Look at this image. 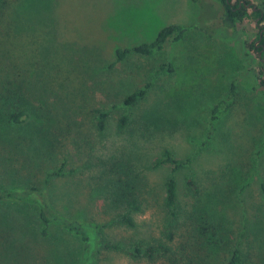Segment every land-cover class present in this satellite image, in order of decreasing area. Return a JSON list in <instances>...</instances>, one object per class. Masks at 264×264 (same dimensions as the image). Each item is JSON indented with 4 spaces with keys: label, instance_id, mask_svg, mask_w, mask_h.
Wrapping results in <instances>:
<instances>
[{
    "label": "rangeland",
    "instance_id": "obj_1",
    "mask_svg": "<svg viewBox=\"0 0 264 264\" xmlns=\"http://www.w3.org/2000/svg\"><path fill=\"white\" fill-rule=\"evenodd\" d=\"M251 3L264 12V0ZM13 5L20 13L18 43L35 54L34 62L45 59L49 63L46 89L50 93L40 101L48 105L49 116L58 122L50 125L48 135L49 139L54 137L53 151L48 147L47 157L36 161L41 165L39 172L33 169L28 154L21 157L15 150L0 146V186L20 192L29 181L43 188L47 203L50 204L48 196H57L51 202L54 209L82 222L88 240L82 241L60 225H50V237L39 240V225L29 220L37 200L42 198L33 194V204L7 207L14 216L9 226L12 244L7 247H13L14 254L4 253L0 240V264H82L84 255V264H104L100 259L105 254L97 253L93 220L106 222L112 212L101 198L88 202L94 186L90 177L97 169L86 166L95 163L99 168L101 158L119 155L114 149L121 146H127L135 155L139 167L153 161L163 148L172 150L178 159L190 158L191 167L176 176L180 200L222 212L232 226L233 242L251 254L247 240L240 235L245 220H251L245 216L244 208L252 205L255 209L264 203L259 188L260 181H264V148L259 145L264 137V93L252 91L259 65L256 55H246V42L253 41L257 33L256 20L244 22L236 31L227 29L220 24L221 7L213 0H202L201 4L190 0H15ZM169 25L192 29L181 40L167 42L152 56L116 59L117 50L150 43ZM2 35L0 27V40ZM232 58L242 63L243 68L231 75L239 78L238 95L245 107L241 102L225 121L210 123L211 108L224 98L225 85L230 80L228 76L218 84L217 73L228 66L224 59L232 63ZM167 61L172 63L174 74L158 72ZM147 82L152 85L146 97L132 110H124L120 104L124 97ZM246 107L251 125L250 120L243 121ZM94 109L110 111L102 135L93 126ZM147 112L156 117L158 130L140 127L138 118ZM127 113L136 123L117 135V119ZM63 157L68 169L76 167V177L45 186L44 171L56 168ZM242 161L249 167L243 178L240 171L236 175L233 167ZM33 172L35 177L30 176ZM166 173V168L146 173L152 197L141 221L154 222L151 214H156V208L152 206ZM188 178L199 189L198 195L190 191ZM84 206H88L87 211ZM260 215L264 219V208ZM110 233V238L117 241L130 236L122 229ZM114 259L118 264L127 263L118 256Z\"/></svg>",
    "mask_w": 264,
    "mask_h": 264
},
{
    "label": "trees",
    "instance_id": "obj_2",
    "mask_svg": "<svg viewBox=\"0 0 264 264\" xmlns=\"http://www.w3.org/2000/svg\"><path fill=\"white\" fill-rule=\"evenodd\" d=\"M14 1L0 0L2 20L0 27L3 34V40H0V146L15 150L21 157H24L23 154L25 157L28 154L33 169L39 172L41 165L36 161L47 155L50 151L48 147L53 151L54 137L49 139L48 135L50 136V125L58 121L49 116L48 105L40 101L46 93H50L46 89L48 86L46 70L49 63L41 58L39 62H34L35 54H30L23 44L18 43L20 13L18 7L13 5ZM190 1L199 4L202 2V0ZM213 1L221 7L220 24L227 29L236 31L244 22L257 18H259L258 24L264 22V12L252 4L251 0ZM254 25L257 33L253 41L246 42V55L248 57L252 54L256 55L259 65L256 75L254 74L256 86L252 91L259 90L264 93V26L259 28L256 23ZM189 29L192 27L180 25L164 27L150 43L117 50L116 59L121 61L128 55L152 56L160 52L167 42L181 40ZM13 43L14 47L8 49L7 45ZM19 51L21 53H18ZM224 60L228 66L217 73L216 81L219 84L220 79L225 80L228 76L230 80L225 85L224 98L218 100L211 108L210 123L225 121L237 105L240 106L241 102L243 104L238 95L239 78L231 75L243 68L242 63L234 58L231 59L232 63L228 62V59ZM158 72L174 74L175 69L172 63L167 61L159 66ZM151 85V82H147L126 95L120 103L124 110L135 108L146 97ZM243 105L245 107V104ZM245 109L246 117L243 121L248 119L250 120L248 125H251V115L247 107ZM109 112L106 109L93 110V126L101 135L106 131ZM148 113L151 112L140 116L137 122L141 123L140 127L146 131H149V126L158 130L155 124L156 117ZM242 115L241 110L238 115L240 120ZM133 122L136 123V120L130 118L128 113L119 116L116 122L117 135H121ZM143 134L145 132H142ZM86 144L88 146L90 142ZM259 145L264 148V137ZM88 148L90 151L93 150V147L88 146ZM114 151L119 155L111 154L101 158L103 162L99 168L95 163L86 166L97 169L95 175L90 177L94 186L89 192L88 202L101 198L106 203V208L112 212L106 222L93 220L99 245L97 253L105 254V257L100 259L102 263L118 264L114 259L118 256L126 259L128 264H264V219L260 215L264 203H260L255 209L252 205L244 208L245 216L249 215L251 220L248 223L245 218V226L240 229V235L245 237V241L247 240L246 245L252 252L250 254L240 243L233 242L235 237L232 226L222 212L219 214L205 206H200L197 202L190 204L180 200L176 176L181 170L191 167L190 158L178 159L172 150L163 148L153 161L139 167L135 155L128 151L127 146H121ZM243 162L233 166L236 175L239 171L242 173L241 178L247 176L249 170L248 165ZM255 165L252 161V167ZM67 166L68 161L63 157L56 168L44 171L42 183L45 186H53L59 179L76 177V167L68 169ZM161 168H166L167 173L162 179L158 197L152 206L156 208V214H151L154 222L141 221L140 218L147 213L152 197L146 173ZM31 175L35 177L37 174L33 172ZM186 184L193 195L200 193L191 178L186 180ZM259 188L264 200V181H260ZM42 189L40 186L35 187L33 182L29 181L20 192L0 186V240L4 253L14 254L13 247H7L8 244H12L10 243L12 230L9 226L14 223V216L7 207L14 204L22 207L23 203H32L33 194L42 198L36 199L38 203L29 220L30 223L39 225L37 234L39 240L50 237V225H60L66 231L79 236L82 241L88 240L83 223L54 209L51 202L56 201L57 196H48L49 204L46 200L47 194ZM1 206L5 207V210H2ZM74 209L72 207V212ZM87 209L88 206H84L83 210L87 211ZM114 229L127 231L130 236L123 237L119 241L113 240L110 238V232ZM83 259L82 264L87 259L86 255Z\"/></svg>",
    "mask_w": 264,
    "mask_h": 264
},
{
    "label": "flooded vegetation",
    "instance_id": "obj_3",
    "mask_svg": "<svg viewBox=\"0 0 264 264\" xmlns=\"http://www.w3.org/2000/svg\"><path fill=\"white\" fill-rule=\"evenodd\" d=\"M258 21H259V18H257L256 21H255V23L257 24V26H258L259 28L263 27L264 24H263L262 22L258 24Z\"/></svg>",
    "mask_w": 264,
    "mask_h": 264
},
{
    "label": "water",
    "instance_id": "obj_4",
    "mask_svg": "<svg viewBox=\"0 0 264 264\" xmlns=\"http://www.w3.org/2000/svg\"><path fill=\"white\" fill-rule=\"evenodd\" d=\"M249 6V5H248ZM253 9L256 10L255 6H253ZM261 55V52L259 53V56Z\"/></svg>",
    "mask_w": 264,
    "mask_h": 264
}]
</instances>
